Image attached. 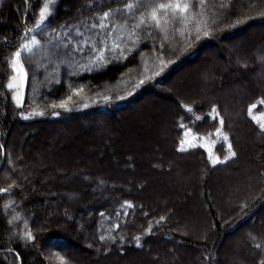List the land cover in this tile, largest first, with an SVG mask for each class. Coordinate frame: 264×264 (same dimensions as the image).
I'll list each match as a JSON object with an SVG mask.
<instances>
[{
  "label": "trees",
  "instance_id": "16d2710c",
  "mask_svg": "<svg viewBox=\"0 0 264 264\" xmlns=\"http://www.w3.org/2000/svg\"><path fill=\"white\" fill-rule=\"evenodd\" d=\"M161 3L190 8L176 10L175 16L173 9L160 10L156 27L149 17ZM129 4L135 7L128 9ZM42 6L43 0H0V189L6 190L0 191V264H264V0H56L50 19L35 29ZM106 12L110 15L101 19ZM142 18L146 23L137 28ZM250 29L251 35L239 36ZM33 38L37 43L31 51L20 47ZM55 42L64 48L67 63L58 67L60 76L49 70L54 77L41 85L47 67L38 53H53ZM206 46L216 57H203ZM100 49L104 59L97 61ZM17 51L21 57L14 65ZM61 58L49 57L48 64H60ZM194 63L210 68L205 93L196 98L180 94L170 81ZM16 74L19 87L13 85ZM147 92L171 105L165 141L169 162L180 159L191 169L177 170L180 180L168 185L169 165L163 169L150 157L159 147L154 132L130 112ZM150 99L147 103L155 106ZM141 108L142 116L154 117ZM95 116L106 118L117 134L112 145L124 169H115L108 153L97 158L88 149L93 133L79 123ZM54 126L70 127L73 136L51 150L43 130ZM33 127L39 131L24 143ZM186 136L194 142H185ZM22 149L31 160L40 151V160L82 163L87 179L45 168L23 179L17 156ZM246 165L251 170L246 181L237 183L227 201L214 199L219 171L229 168L239 175ZM95 168L108 171L109 178L97 176L98 182L116 183V176L124 175L133 180L131 188L93 194ZM180 198L204 207L206 232L181 228L177 212L187 205ZM52 210L65 217L45 222ZM235 233L242 246L232 254L235 243L223 239ZM46 243L53 244L49 252ZM242 249L249 253L241 254ZM155 252L170 261L157 263Z\"/></svg>",
  "mask_w": 264,
  "mask_h": 264
},
{
  "label": "rangeland",
  "instance_id": "374dc122",
  "mask_svg": "<svg viewBox=\"0 0 264 264\" xmlns=\"http://www.w3.org/2000/svg\"><path fill=\"white\" fill-rule=\"evenodd\" d=\"M43 7V6H42ZM41 7V8H42ZM39 8L37 10V14H38V18H39V12L40 9ZM259 29H263V25L258 26ZM257 28V29H258ZM256 29V28H255ZM251 29L247 31V33L241 34L239 36H248L251 35ZM238 36V35H237ZM53 44V53H47V52H41L38 53L40 55H42L45 58V63L41 64V66H45L47 67V71H44V79L40 82L41 85H45L47 84L50 79H51V72H49V70H52L54 72V75H58L60 76V72H58L59 68H63L62 64L67 63L64 59H63V49L62 47H59L57 45V43H52ZM226 46V44H225ZM229 47V46H226ZM60 56L62 57L61 59H59L60 64H56L53 61H51L50 64H48V58L52 57V56ZM204 56H209L210 58L216 57L212 47L206 46V48L204 49ZM213 56V57H211ZM30 61H36L35 59L31 58L29 59ZM211 60V59H210ZM36 63V62H35ZM66 66V64H65ZM192 67L189 69L188 67L184 68L183 70H181V72L176 75L175 77H173V79H170V81L174 82V88H177V90L180 92V94L182 93V95L186 96V97H197L200 96V94H204L205 90L204 88L206 87V84L208 83L207 79L208 75L210 74V68L209 65L206 64L204 65H200L198 63H194L191 65ZM19 69V68H17ZM192 70V71H191ZM49 72V73H48ZM54 75H52V77H54ZM21 81V76H19L18 74H16V78L14 81V86H20ZM51 84H54V82H51ZM166 92H170V90L168 88L164 89ZM152 92H147L144 95V98L139 101L137 104L134 103V105L130 106V112L132 114H137L140 117H143L145 121H147L145 123V125L147 127H149L150 129H152V132H154V138L156 141L159 142V147L158 149L155 148L154 151L152 152V154H150V157L152 159L153 162H158V164H161L163 166L169 165L170 169L166 173L165 177H164V184L168 185L169 181L170 183H174V180H180V173L177 172V170H182V168L184 169L186 166L187 168L184 170H188L187 172H191L190 166L186 165L184 166V161L180 160V159H176L173 158L171 160V162H169L168 159V155H167V146L168 144L165 142L166 138H167V130H168V117H167V111H169V109H171V105H169L167 103L166 100H162L160 98H158L156 96V98L152 97ZM149 98H151L150 100L153 102H155V106H153L152 104L149 105L147 103V100H149ZM141 106H144V109H148L149 112L153 115L154 117L151 119H147V116H142V111H141ZM107 119L104 117H100V116H95L94 119H82L80 120V127L84 130H86V132L90 131L91 133H93V135H91V139L88 140L89 145H92L90 147H88V149L90 151H95L97 158H100L101 156H103L106 153H108L110 155L111 158V162L113 164V166L116 168H123V165L121 164V160L120 157L118 155H116L115 153V148L112 145V141L113 138H117V134L115 132L111 131V127L108 124V121H106ZM145 126V127H146ZM39 131L38 128H31L28 131V134H26V136H24V143L26 142V140H30L31 139V133L32 132H36ZM44 132H46V134H49V143L48 145L50 146L51 150L53 148H55V146L66 143L67 141L71 140L72 136H73V132L71 130L70 127H59V126H54V127H44ZM96 131L98 133H96ZM87 132V133H88ZM90 133H88L89 135ZM92 137H95L94 139H92ZM133 138V137H131ZM193 137L191 136H186L185 138V142L189 143H193ZM101 144L104 146V148L101 146ZM206 146H208V143H205ZM15 150V159H16V149ZM126 153H130V151H126ZM256 153V152H255ZM40 151L38 152V154H36V156L34 157V160H31L29 157L26 156L24 150L22 149V151L20 152V154L18 153V161L22 164V168L20 170L24 171L25 176L23 179H30L34 176L35 170L38 168H45L47 170H51V172L58 174L59 176L65 177L68 176L69 177H79L81 179H87L86 177H83V173L85 172L86 167H84L81 164L75 163L77 165H74L73 163H59V162H55L53 159L50 160L49 157H44L42 160H40L39 157L40 156ZM254 158V157H253ZM53 160V161H52ZM57 161V159H55ZM252 161V159H251ZM180 165V169L178 168ZM236 164L232 165L236 166ZM152 166H154L152 164ZM48 167V168H47ZM125 167V166H124ZM135 167V166H134ZM11 171H15L16 168L9 166L8 167ZM133 169V168H132ZM132 169L130 170L131 173L133 174V172L135 173V170L132 171ZM136 169V168H135ZM190 169V170H189ZM95 174L93 176L92 179V187L91 192H93V194L95 195H105L104 192H106V188H113V187H121L124 189H130L131 188V184L133 183L131 179L127 178L126 176H116V183H111V184H105L102 182H98L97 176L103 175L106 178H109L108 176V171L107 170H99L98 168L93 169ZM165 171H166V167H165ZM195 171V170H194ZM250 166L246 165L244 167L243 170H241L239 173V175H232L229 168L228 169H223L221 171H219V176L216 177V184L215 186V190L213 191V198L214 199H220L223 198V202L227 201L228 197L232 194V190H234V187L237 186V183H244L246 181V177L248 176V173L250 172ZM188 173V174H189ZM135 175V174H134ZM110 179H113V177H111ZM122 182V183H121ZM182 182V181H181ZM184 182V181H183ZM124 183V184H123ZM182 186H184V184H182ZM221 193H223L221 195ZM97 195V196H98ZM103 195V196H104ZM196 196L198 197V193L196 194ZM182 203L186 201V205H187V210H185L184 212H177V216L179 217V224L181 226V228H184L186 230H191L194 229L197 231V235L199 234H203L204 232H206V227H207V222L208 221L206 212L204 210V207L202 208L200 205V208H197L195 206H190V204L187 202L188 200L182 199L180 198V200ZM264 206V205H263ZM82 210L84 212H86L87 210L84 208V206H82ZM173 211H175V207H172V213ZM181 214V215H180ZM220 215H222L220 213ZM65 217L64 214L62 212H59L57 210H52L49 214L48 217L45 218V222L47 220V218H53V217ZM259 220H257L256 226L259 225ZM254 226L252 228L253 232H257L258 234L260 233L258 230V227ZM231 238V239H230ZM233 241L235 244L233 245V250H232V254H234L235 252H237L236 247L242 246V241L240 242L239 238H238V233L229 235L227 238L223 239V243H228L229 240ZM246 239H251L250 234H246ZM53 244H44V248L45 250H47L48 252L50 251L51 247ZM173 246L174 244H170V246ZM235 245V246H234ZM62 247H66L62 245ZM238 248V247H237ZM175 252H177L176 250H174ZM241 254H248V250H244L242 249ZM156 253V252H155ZM231 254V255H232ZM155 258H156V262L157 263H162V262H168L169 260V256H164L161 252H157L155 254ZM172 258L175 260L177 259V253L176 254H172L171 255ZM97 258V257H96ZM54 260H58L59 261V257L55 256ZM57 261V262H58ZM56 262V263H57ZM60 262V261H59ZM63 263V262H62Z\"/></svg>",
  "mask_w": 264,
  "mask_h": 264
},
{
  "label": "snow or ice",
  "instance_id": "6c2138e0",
  "mask_svg": "<svg viewBox=\"0 0 264 264\" xmlns=\"http://www.w3.org/2000/svg\"><path fill=\"white\" fill-rule=\"evenodd\" d=\"M56 3V0H43V7L40 9V12H39V19L36 20L35 22V29H39L41 28L43 25H45L47 23V21L50 19V16H51V13H50V6L52 5H55ZM201 3H203V0H201ZM133 7H135L134 4H129L127 5V8L128 9H132ZM190 8V5L189 4H184L183 7H181V5L179 3H176V4H165V3H161L158 5V8H153L151 13H150V17H149V20L151 22H154L156 27H159L160 26V19L158 18V12L160 10H163L165 12H167V10L169 9H173V16H175V11L176 10H179V12L183 13L185 12L186 10H188ZM110 15V13H104L103 17L101 19H104V18H107L108 16ZM146 21L142 18L139 22V24L136 25L137 28H139L141 25L145 24ZM100 27H106V25L104 24H100L99 25ZM35 29H29V32H32L34 31ZM208 33L205 32L204 35H207ZM37 41L35 40V38H33L30 43H26V44H21V48L24 49L25 51H31V47L30 45H34L36 44ZM87 44V41L85 42ZM14 57L15 59L12 61V63L15 65L16 63H18L19 61V58L21 57V52L20 51H17L16 53H14ZM104 59V52L102 49L100 50H96V60L97 61H102ZM143 82V81H142ZM9 88H12L13 85L12 84H9L8 85ZM61 107H64L65 105L62 103L60 105ZM256 105H252L250 106L249 108V112L251 113V110L252 108H254ZM55 107V105H54ZM189 111L191 109H188ZM212 112L213 113H216V109L213 108L212 109ZM215 119V117H213ZM197 119H201L200 117H197ZM221 123V126L223 125V120L220 121ZM261 129L264 130V123H262L260 125ZM217 133H220L221 132V129L220 128H217ZM223 139L224 140H227V136H223ZM229 149L231 148V145L229 144L228 145ZM232 155H234V153H232ZM228 157H226L225 159H227ZM217 161H213V163H216ZM0 191H6V190H3V189H0ZM163 219V218H161ZM28 238L31 239V235L30 234H27Z\"/></svg>",
  "mask_w": 264,
  "mask_h": 264
},
{
  "label": "water",
  "instance_id": "95a60500",
  "mask_svg": "<svg viewBox=\"0 0 264 264\" xmlns=\"http://www.w3.org/2000/svg\"><path fill=\"white\" fill-rule=\"evenodd\" d=\"M1 167H2V163H1V165H0V170H1Z\"/></svg>",
  "mask_w": 264,
  "mask_h": 264
}]
</instances>
